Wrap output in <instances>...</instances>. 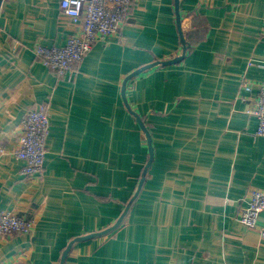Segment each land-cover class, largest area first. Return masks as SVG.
Returning <instances> with one entry per match:
<instances>
[{
	"label": "crops",
	"instance_id": "obj_1",
	"mask_svg": "<svg viewBox=\"0 0 264 264\" xmlns=\"http://www.w3.org/2000/svg\"><path fill=\"white\" fill-rule=\"evenodd\" d=\"M137 0L120 29L99 37L63 77L34 58L79 33L59 0H0V213L31 219L0 239V264H264V137L251 110L264 81V0ZM244 87H250L249 91ZM45 104L44 167L24 175L14 155L21 121Z\"/></svg>",
	"mask_w": 264,
	"mask_h": 264
},
{
	"label": "built area",
	"instance_id": "obj_2",
	"mask_svg": "<svg viewBox=\"0 0 264 264\" xmlns=\"http://www.w3.org/2000/svg\"><path fill=\"white\" fill-rule=\"evenodd\" d=\"M137 0H59L60 11L78 25L79 33L70 36L61 47L36 45L33 56L56 77H63L73 70L91 51L95 41L116 33L125 22ZM249 91L250 87H244ZM258 127L255 135L264 137V81L251 110ZM50 117L45 104L30 109L21 121V135L15 157L24 162L22 174L38 175L44 167L46 139ZM247 207L239 214V222L246 227H256L259 214L264 210V192L251 190ZM34 223L31 219L15 215L11 211L0 213V239L15 234H30ZM264 239V230H261Z\"/></svg>",
	"mask_w": 264,
	"mask_h": 264
},
{
	"label": "water",
	"instance_id": "obj_3",
	"mask_svg": "<svg viewBox=\"0 0 264 264\" xmlns=\"http://www.w3.org/2000/svg\"><path fill=\"white\" fill-rule=\"evenodd\" d=\"M178 3H179V0H175L176 22H177L178 31H179V35H180V39H181V44H182V55L179 56V57H176L174 59L168 60V61H158V62H154V63L148 64V65H145V66L139 68L138 70L132 72L130 75L127 76V78L125 79V81L123 83V86H122V94H123V96H124V93H125L127 81H129L133 77H136L137 75L141 74L142 72H145V71H147V70H149V69H151L153 67L159 66V65L166 66V65H171V64L177 63V62L181 61L183 59V57L185 56L187 47H186V42H185V40L183 38L182 31L180 29V14H179V10H178ZM132 114L137 119L139 127L142 129L143 133L145 134V137H146V140H147V143H148V148H149V159H148L147 164L145 165V167L143 169V173H142L141 179L139 181L137 190H136L135 194L133 195V197L130 199L129 203L126 205V207H125L123 213L121 214V216L114 223V225H112L111 227H109L108 229H105L103 231H100V232H97V233L88 234V235H85V236H82V237H77V238H74L73 240H71L69 242V244L67 245V247L65 248V250L63 251V253L61 255V258H60V263L59 264H64L66 256H67L71 246L74 243L80 242V241H85V240H88V239H91V238H94V237H97V236H102V235H105V234L113 231L114 229H116L120 225L122 219L124 218V216L126 215V213L128 211V208L130 207V205L134 201V199L137 197V195H138V193H139V191L141 189V186H142V184H143V182L145 180V177H146L147 169H148V167H149V165H150V163L152 161L151 138H150V135H149L146 127L144 126L143 122L141 121V119L135 113L132 112Z\"/></svg>",
	"mask_w": 264,
	"mask_h": 264
}]
</instances>
